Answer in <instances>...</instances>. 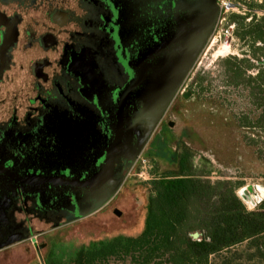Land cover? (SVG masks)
<instances>
[{
	"label": "flooded vegetation",
	"instance_id": "flooded-vegetation-1",
	"mask_svg": "<svg viewBox=\"0 0 264 264\" xmlns=\"http://www.w3.org/2000/svg\"><path fill=\"white\" fill-rule=\"evenodd\" d=\"M222 12L220 0H0V264H37L40 257L58 263L53 231L106 208L123 216L113 204L130 195L141 157L164 165L155 153L166 147L177 164L173 119L193 97L187 81ZM138 75L108 183L70 189L16 178L67 179L95 159L98 171L113 137L98 157L108 117L113 113L115 128L118 95ZM54 189L85 196L68 198L72 211H66L56 207Z\"/></svg>",
	"mask_w": 264,
	"mask_h": 264
},
{
	"label": "rangeland",
	"instance_id": "rangeland-1",
	"mask_svg": "<svg viewBox=\"0 0 264 264\" xmlns=\"http://www.w3.org/2000/svg\"><path fill=\"white\" fill-rule=\"evenodd\" d=\"M222 3L236 5L229 9L223 7L217 33L189 76L187 84L193 92V97L186 103L182 117L173 119L176 121L174 133L180 135L176 153L181 156L185 154L189 174L211 184L228 182L229 186L233 187L235 196L241 201L238 192L242 188L264 186V128L255 124V120H258L262 113L261 103L264 101L257 102L256 98H252L254 83L249 82L264 71V41H253L249 38L241 40L237 34L240 28L257 24L264 18V0H222ZM234 25V33L226 42L224 34L228 35V30H233L231 27ZM120 64L127 63L122 60ZM234 72H237V76ZM110 107L113 112V100H110ZM127 123H130L128 114ZM113 124L114 117L111 113L108 117L109 126L102 132L97 146L98 157H101L108 147L114 130ZM210 128H213V131ZM167 134L169 143L172 134ZM226 138L232 141L234 155L228 157L221 153L223 143L214 154L215 143ZM192 139L196 140L193 145L189 143ZM155 155L166 163L163 165L148 157H141L137 163L136 176L129 183L132 187L128 190L130 195L124 198L125 193L120 194L119 202L113 204L124 212L123 216L118 218L112 214L111 208H106L99 214L60 226L53 231L58 241L57 253L61 264H71L69 260L74 252L91 242L120 234L135 236L140 232L145 216V204L151 194L149 182L163 176L178 175V168L175 162L173 163L175 152L174 160H169L171 156L166 147ZM97 163V159L92 160L81 170L69 172L66 178L79 179L90 176L97 169ZM54 192L56 200L57 197L60 199L57 200L56 207L66 211H72L68 198L85 196V192L81 190L54 189ZM241 203L248 212L264 211V199L251 208L242 201ZM198 213L197 210L192 213L184 228L183 232L189 238L192 234L201 232L194 221ZM200 238L201 236H198L195 240ZM166 259L167 257H161L151 264H169ZM37 264H44V260L37 258ZM96 264L134 262L129 257H113ZM209 264H264V232L211 255Z\"/></svg>",
	"mask_w": 264,
	"mask_h": 264
},
{
	"label": "trees",
	"instance_id": "trees-1",
	"mask_svg": "<svg viewBox=\"0 0 264 264\" xmlns=\"http://www.w3.org/2000/svg\"><path fill=\"white\" fill-rule=\"evenodd\" d=\"M237 35L241 40L264 41V18L257 24L240 28ZM234 73L237 76V72ZM249 82L254 83L252 98L257 102L264 101V71ZM261 109L255 124L264 128V103H261ZM195 141L192 139L189 143L193 145ZM221 143L224 144L221 153L232 157L235 152L228 138L215 143L214 154ZM186 164L184 154L176 164L178 175L163 176L149 182L151 194L137 235L120 234L91 242L70 257L71 264H96L113 257H129L134 264H151L161 257H167L169 264H209L211 255L264 232L263 210L246 211L228 182L211 184L193 177ZM196 210L200 216L194 221L204 235L193 241L183 231ZM53 264L61 263L58 259V263Z\"/></svg>",
	"mask_w": 264,
	"mask_h": 264
},
{
	"label": "water",
	"instance_id": "water-1",
	"mask_svg": "<svg viewBox=\"0 0 264 264\" xmlns=\"http://www.w3.org/2000/svg\"><path fill=\"white\" fill-rule=\"evenodd\" d=\"M226 42H227V39H226ZM141 79L142 77L140 75L132 79L130 83L126 85V87L118 95V99L116 103L115 128L113 131L112 141L106 150L103 164L99 168L98 171L93 173L90 177H88L85 180L65 179L60 176L44 177V176H38V175H28L26 177H16V178L25 180V181H33L37 184H49L57 188L58 187L60 188L69 187L70 189H86V188L99 189L103 187L111 179L116 157L119 156L122 146H123L124 109H125L126 103L129 100L133 90L140 84ZM139 152H140V147H138L135 150V152L133 151L132 157H136ZM120 182H121V178L118 179V182L115 185V188L118 187ZM262 187L264 188V186ZM254 191H256V186H247L245 188H242L238 192V197L249 208H251L252 206H255L256 203H259L262 200V199H259L258 201H256V203L251 202L249 193H253ZM115 214L116 216L120 215L118 211H115ZM203 235H204V232H200V233H194L190 237L193 240H195L198 236L202 237Z\"/></svg>",
	"mask_w": 264,
	"mask_h": 264
},
{
	"label": "bare ground",
	"instance_id": "bare-ground-1",
	"mask_svg": "<svg viewBox=\"0 0 264 264\" xmlns=\"http://www.w3.org/2000/svg\"><path fill=\"white\" fill-rule=\"evenodd\" d=\"M257 195H253L252 200L255 199L258 201L259 199H264V188L260 186H256Z\"/></svg>",
	"mask_w": 264,
	"mask_h": 264
},
{
	"label": "built area",
	"instance_id": "built-area-1",
	"mask_svg": "<svg viewBox=\"0 0 264 264\" xmlns=\"http://www.w3.org/2000/svg\"><path fill=\"white\" fill-rule=\"evenodd\" d=\"M229 9V8H231V7H233L232 5H231V3H222V0H220V8L221 9ZM35 239V238H34ZM31 244H32V246H35L36 244H35V241L34 240H32L31 241Z\"/></svg>",
	"mask_w": 264,
	"mask_h": 264
},
{
	"label": "crops",
	"instance_id": "crops-1",
	"mask_svg": "<svg viewBox=\"0 0 264 264\" xmlns=\"http://www.w3.org/2000/svg\"><path fill=\"white\" fill-rule=\"evenodd\" d=\"M45 264V263H44Z\"/></svg>",
	"mask_w": 264,
	"mask_h": 264
}]
</instances>
